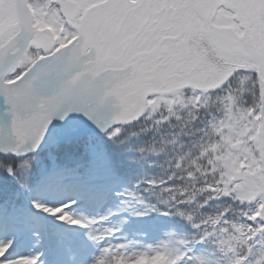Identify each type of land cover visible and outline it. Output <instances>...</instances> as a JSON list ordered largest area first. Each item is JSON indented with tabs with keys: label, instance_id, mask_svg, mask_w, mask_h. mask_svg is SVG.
<instances>
[{
	"label": "snow or ice",
	"instance_id": "6c2138e0",
	"mask_svg": "<svg viewBox=\"0 0 264 264\" xmlns=\"http://www.w3.org/2000/svg\"><path fill=\"white\" fill-rule=\"evenodd\" d=\"M172 79L181 86L164 95L191 96L196 111L205 112V131L214 130L217 151L227 148L231 154V166L212 173L217 186L227 189L213 194L206 188L207 200L202 193L160 201L167 205L165 215L182 218L190 233L166 231L163 239L132 252L124 251L126 243H105L89 264H135L154 257L160 264H264V141L247 140L257 125L264 137V0H0V234H12L0 238V264L40 259V253L16 250L25 230L39 238L42 229L38 221L23 218L21 197L36 187L55 196L48 182L52 175L76 186L85 199L99 196L97 175L81 171V165L58 168V158L86 149L103 159L96 138L123 143L129 122L138 123L140 133L163 132L176 117L162 118L169 110L163 102L157 107L161 93L153 89ZM237 83L240 97H252L250 127L245 131L242 122L238 134L223 127L240 102L232 92ZM56 118L63 126L53 132L49 125ZM46 134L48 151L41 158ZM237 135L247 141L248 153L222 139ZM150 152L160 153L154 147ZM241 158L249 169L259 164L257 172H237ZM38 171L43 183L34 187ZM253 181L258 187L247 191ZM143 183L160 185L154 178ZM116 195H124L125 202L140 199L131 190ZM28 202L58 221L86 228L93 243L116 231L95 227L106 216L77 214V197L52 205ZM56 242L72 246L76 240Z\"/></svg>",
	"mask_w": 264,
	"mask_h": 264
},
{
	"label": "rangeland",
	"instance_id": "374dc122",
	"mask_svg": "<svg viewBox=\"0 0 264 264\" xmlns=\"http://www.w3.org/2000/svg\"><path fill=\"white\" fill-rule=\"evenodd\" d=\"M172 80L164 81L163 84H160L159 87L155 88L154 91L161 93L158 97L157 107H159V102H163L166 111L162 118L167 119L168 115H173L172 109L176 111H195L197 105L195 100L188 96L187 98L183 95H176L174 98L165 96L164 93L174 91V85ZM198 87H203L204 85H197ZM239 90V91H238ZM243 89L239 83L234 84L232 92L236 94L237 98L240 100L238 104L235 105V110L229 112V118L231 123H225L223 127L228 128L229 133H239V126L244 123V130L247 131V128L250 125L247 124V116L251 113V103L252 97H240L239 92H242ZM198 99V97L196 98ZM247 101V104H245ZM149 104L152 102L149 101ZM206 103V102H205ZM232 104V101H229V105ZM202 118L204 120L203 127H194L195 128V139L194 144L197 146L195 151L198 153L199 162L194 163V167L191 170H187V167L180 162L181 157L176 156L174 160L171 158H163V154L155 153L158 157L161 158L155 159L154 164H149L148 166L153 167L156 172L154 178L160 185H153L151 188H148L147 185H142V170L140 169L143 163H141V158H148V154L145 155V151L141 152V148L151 150L153 147L157 152L162 151V145L157 143L154 139L149 143H141L137 145H132L126 142L116 144L112 141H108L103 136H98L96 138V144L101 149L104 150V159L101 160L103 165H111L115 172L121 173L123 169H126L127 175L125 176V181L120 177L117 180L110 184L107 190L104 192V197L100 195L94 199L89 198L85 199L80 195L78 189L73 184H62L60 179L56 175L49 177V183L53 185L56 189V195H51L47 190L36 187L43 183L42 174L38 171L32 177L33 186L36 187V190L31 194H27L21 197L23 207L21 213L23 218L28 222L38 221L42 225L41 235L39 238L33 237L30 235L27 230L24 231L22 236L18 237V243L16 250L24 251L30 253H40V259L38 264H89V262L99 254V249L104 246L105 243L108 244H119L126 243L128 246L124 250L125 252H132L133 250L141 248L143 245L155 243L158 239L164 238V233L166 231H176L180 232L179 229L174 228V230H158L155 227V230L152 229V224L146 219H142L141 222L144 225L142 229L138 222L140 220L131 213V209L125 206L126 202L124 201V195H116V193H124L126 190H131L138 192L134 189L126 188V182H133L139 184L141 191L137 193L140 197L138 201H142L147 205H154V209L148 210L145 214L150 215L152 218L163 219L167 211V205L161 203L164 199H176L179 198H195L204 193V200L208 199L209 194L205 193L206 188H212L213 194L215 192H224L227 189V185L223 187H218L217 182L208 181L207 184H204L205 180L200 178L208 177L212 175L214 171H219V166L227 163L231 166V161L229 156L231 155L228 152V149L225 148L224 152L217 151L218 141L215 139L214 130L209 129L205 131V112H202ZM257 117H253V120ZM210 123V122H209ZM259 125H257L256 133L248 137L247 140L259 141ZM139 129V124L132 122V124L125 127L122 137H137ZM198 130V131H197ZM202 130V134L200 133ZM98 131V130H96ZM126 131V132H125ZM133 133H136L133 135ZM121 137V139H122ZM48 139H44L41 144V148L38 149V152L41 155V158L48 151ZM222 139L227 140L232 147H239L242 153H248L249 149L247 146V141L237 135L236 139H229L228 136L222 137ZM264 140V137H263ZM211 150V155H205V152ZM71 156H62L58 158L57 161L60 164H57L58 168H75L79 163L71 159ZM97 158H94L93 161L96 162ZM195 159V157H194ZM85 162H89L88 160ZM88 164V163H87ZM92 166V162L89 163ZM87 167V166H86ZM259 164H256L253 168L246 167V160L241 158L237 164L236 171L239 172L241 168H244L249 174H254L259 169ZM83 171V169H81ZM200 174V175H199ZM191 177V179H189ZM186 178V180H184ZM146 179H149L148 177ZM258 179H261L258 177ZM165 181V183H164ZM187 187V188H185ZM256 181L251 183V187L247 191H251L254 188H257ZM171 191H167V189ZM147 189V190H146ZM184 193H187L188 196H183ZM77 197L80 201V207L75 208L74 211L77 214L87 215L89 217H99L106 216L107 219L102 223H98L95 227L105 226L113 227L116 231L106 238L105 242L93 243L87 239L86 228L76 225H69L66 222H61L56 220L50 214H45L41 210L33 209L28 202L30 199H40L43 200L46 204L52 205L59 203L62 199ZM134 199L130 200L133 201ZM159 201V205L155 202ZM153 201V203L151 202ZM127 204L129 202L127 200ZM130 206V205H129ZM146 208V207H145ZM238 211V206H237ZM169 216V215H168ZM167 222H175L176 225H179L180 229L186 231L187 233L191 232V228L182 220V218L170 216L166 218ZM141 224V223H140ZM11 233L0 234V238L5 236H10ZM74 237L76 243L72 246L61 245L56 242V239L59 237ZM17 238V237H14ZM135 264H160L159 258H152L150 261H145L144 259H139Z\"/></svg>",
	"mask_w": 264,
	"mask_h": 264
},
{
	"label": "trees",
	"instance_id": "16d2710c",
	"mask_svg": "<svg viewBox=\"0 0 264 264\" xmlns=\"http://www.w3.org/2000/svg\"><path fill=\"white\" fill-rule=\"evenodd\" d=\"M181 120L179 121V123L173 124V129H181L179 132L177 133H173L174 135H166V133L164 132H160V131H154L153 134L151 132H147L149 133L148 137H145L144 140L146 143H149V138H154L157 141H165V136L167 137L166 141L168 142L167 146H165L166 151H162L163 154L167 153V155L174 160L176 156L181 157V163H183V165H185L186 162H189L190 160V152H189V148L191 146V137L189 136V131H190V122H189V117L188 116H182V118H180ZM171 127V126H170ZM143 134L146 133H140L137 136L138 137H144ZM165 135V136H164ZM173 138H175V140H173ZM148 154V158L144 157L141 158V163H143L144 165H142L143 167H141L140 169L136 168L138 171L139 170H143V171H150L149 169V164H153L154 160L152 158L153 153L150 151H147L145 153V155ZM190 165L187 166V170L188 167ZM191 170V169H190ZM184 180H186V178H184ZM187 188V187H185ZM174 198V197H173Z\"/></svg>",
	"mask_w": 264,
	"mask_h": 264
},
{
	"label": "water",
	"instance_id": "95a60500",
	"mask_svg": "<svg viewBox=\"0 0 264 264\" xmlns=\"http://www.w3.org/2000/svg\"><path fill=\"white\" fill-rule=\"evenodd\" d=\"M176 86L178 87V86H181V85L176 82Z\"/></svg>",
	"mask_w": 264,
	"mask_h": 264
},
{
	"label": "bare ground",
	"instance_id": "6f19581e",
	"mask_svg": "<svg viewBox=\"0 0 264 264\" xmlns=\"http://www.w3.org/2000/svg\"><path fill=\"white\" fill-rule=\"evenodd\" d=\"M107 184H108V183H107ZM107 184H106V185H107ZM103 196H104V194L102 195V198H103Z\"/></svg>",
	"mask_w": 264,
	"mask_h": 264
}]
</instances>
